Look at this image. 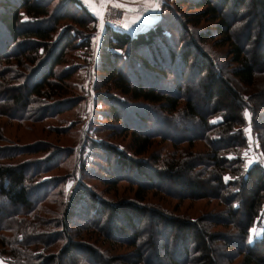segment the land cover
<instances>
[{
	"label": "trees",
	"instance_id": "obj_1",
	"mask_svg": "<svg viewBox=\"0 0 264 264\" xmlns=\"http://www.w3.org/2000/svg\"><path fill=\"white\" fill-rule=\"evenodd\" d=\"M52 1L0 0V112L2 113L5 108L8 116L20 122L46 118L52 114L54 106L48 108L41 106L37 108V113L32 112L30 106L35 98L46 97L50 100L58 96L61 82L73 72L67 69L57 74L56 70L64 63L69 51L85 46V42L84 45L81 42V39H85L82 30L94 22L78 0H58L60 1L58 10L49 19L48 7L49 2ZM190 3L192 7L199 9L194 20L189 18L190 20L184 21V16L183 20L174 16L167 25L157 22L134 35L108 26L101 39L96 71L101 75L104 86H110L124 97L129 96L131 99L153 105L159 112L154 110L155 108L125 106L111 95L100 93L98 98L107 108L103 113L104 118L111 122L113 120L118 129L130 134V150L133 151V156L143 154L150 147L151 141L157 138L169 140L174 144L180 141L189 143L192 140H203L209 147L208 154H204V164L200 166L205 172L196 175L197 177H201V174L207 175V180L200 182L193 175L187 174V170L193 173L197 167L196 162L185 164L186 162H182L180 157H169L167 160L172 162L167 166L162 163L167 171L161 172L153 165L136 161L124 151L104 142L93 144V149L97 152L94 154L98 160L91 162L90 166L95 167L94 175L97 178L103 180L101 176L108 175L110 177L106 181L109 182L108 184L127 182L135 184L140 188L139 191L146 189L161 192L159 184L164 181L172 183L176 176L175 179L177 178L184 185L181 186L182 190H187L189 196L200 200L207 195L206 197H212L226 204L229 217V222H226L238 229L235 239L242 240L235 250L237 256H243L242 264H264V226L258 240L251 243L248 241L250 230L259 219H264V167L261 164H253L244 169L241 158L242 151L247 147L244 129L249 125L258 135L262 147L261 153L264 155V102L259 103L258 110L263 112L259 115L258 110L253 106L254 98L243 96L241 94L243 90L240 89L241 87L256 88L259 78L263 77L264 81V62L259 56L251 57L248 52L251 43L254 42L257 44L256 47L264 52V0H190ZM249 5L253 8L252 12H249ZM243 11L244 13L241 14ZM250 15L253 18L242 27L240 23L247 20L245 16ZM254 17H257L256 21L259 23L257 24L259 31L257 34L254 32L256 36L252 29ZM61 20H69L74 28L65 29L58 39L48 44L58 32V24ZM206 20L214 25L215 30L199 31L191 35L190 27L196 28ZM50 23L51 27L45 26ZM235 30L245 31L240 34L239 40L236 38L237 42L230 39ZM170 32L177 36H173ZM181 34L190 36L182 45ZM213 35L225 38L219 47L231 48L228 52L231 57L229 62L234 67L229 73L221 69L223 67L218 63V59L212 57L207 52V46L204 45L206 41H212ZM24 40L28 43H23ZM19 58H25L31 66H34L28 75L25 74V64L22 60L19 61ZM13 59L17 62L16 68L1 67L2 63L9 64ZM23 68L25 72H20ZM197 78L205 81L202 87L206 95L205 105L201 108H197L192 103L188 94L184 96L183 82L192 83ZM20 79L22 82L17 84L16 81H21ZM9 104H11L10 108H8ZM75 105L74 100L58 103L60 107L66 106L64 109ZM180 109H182L179 112L181 116L186 115L187 121L196 122L202 128L197 136L192 137L193 139L174 140L167 133L156 132L160 126L175 130L176 119L166 120L163 115L166 117L175 115ZM245 112L249 114V118H245ZM216 118L219 121L213 123L212 119ZM208 132L213 136H206ZM23 150L24 148H21L13 153L9 150H0V161H10V158L20 155ZM64 154V152L54 154L52 159L44 163L33 162L35 164L23 165L0 163V206L4 205L10 209L0 218V231L18 233V235L24 233L25 238L22 236L20 239L14 238L12 242L21 248L13 249L14 254L18 258L22 257L26 264H32L35 259H39L41 264H51L57 259L55 256L53 260L46 261L29 250V247L35 245L50 246L57 235L47 232L48 236H31L30 228L33 224L27 213L31 208H36L41 200L38 194L40 193L41 196L44 188L38 186H46L42 183L29 185L34 173L50 167L53 163L59 164V160L65 157ZM176 168L177 171L183 170V173L176 174L177 171H174ZM81 169L83 170V167ZM226 177L230 180L226 181ZM178 180L174 183L179 184ZM202 191L209 192L200 193ZM31 193L36 194L35 200ZM136 199L143 201V195H136ZM76 212L86 218L84 224L98 223L94 228L107 239L121 243L125 241L131 243L128 241L131 240L134 251L130 255L135 258L132 264H160L158 258L153 259L150 254L145 256L136 248L137 242L145 239L138 233L139 228L151 222H154V225L155 223L161 225L163 230L167 227V233L175 232L179 235L177 240L182 252L176 251L174 256L178 263L173 260V264H197L195 254H200L198 259L204 264H226L225 254L216 255L212 245L215 242L221 243V237L215 238L214 235L205 233L204 229L199 230L200 226L196 220L170 218L157 214L150 207L133 202L110 203L102 199L93 187L79 182L57 227L62 229L64 224L66 229V223L71 222ZM18 214L21 218L26 215L27 219L15 218L19 216ZM236 216L241 220L236 221ZM116 223H121L131 235H127L122 230L124 228L116 226ZM38 224L42 227L40 222ZM216 225L221 227L224 224L217 222L213 226ZM101 226L106 230L104 233ZM228 239L226 238V241ZM169 242V236H164L161 251L165 259L168 258ZM232 248L233 246L225 247L229 250ZM64 253L66 254H63V259L68 257L67 254L76 255L78 259L72 264L121 263L116 259L102 257L103 254L100 255L97 249L89 245L72 243L70 240L67 241ZM230 258L226 256V259ZM122 259L120 258V261ZM226 262L232 263V261Z\"/></svg>",
	"mask_w": 264,
	"mask_h": 264
},
{
	"label": "rangeland",
	"instance_id": "obj_2",
	"mask_svg": "<svg viewBox=\"0 0 264 264\" xmlns=\"http://www.w3.org/2000/svg\"><path fill=\"white\" fill-rule=\"evenodd\" d=\"M81 5L88 11L91 18L94 20L93 23L89 24L83 31L82 35L85 39H81V42H85V46L79 47L78 49L71 50L67 53L64 63H62L56 70L59 74L67 69H71L73 74L66 80L61 82V90L58 92V96L53 99L46 97L35 98L34 103L30 106V110L35 113L38 112L41 106H54L52 114L42 117L40 119H34L20 122L8 116L7 110L4 108L3 112H0V150L13 151L24 148V152L20 155L14 156L9 160H2L0 163L11 164V165H23V164H35L44 163L45 161L52 159L54 154L59 152L65 153V157L59 160L58 163H53L50 167H45L38 173H34V178L31 179L29 185H37L42 183L46 186H38L44 191L38 194L41 198L39 204L33 207V201L36 199V194L33 195L32 207L30 212L27 213L33 226L30 228V235L33 237L47 235V232L51 234L56 233V238L52 241L50 246L43 247L42 245H35L29 247L31 253L38 255L39 258L46 259V261L53 260L57 256L56 261L51 264H72L74 260H77L74 253L67 254L68 257L63 259V254L67 246V241L70 240L72 243L86 244L98 250L103 255L102 257H109L110 259H116L120 264H132L135 260L133 255H130L134 251V246L131 243H121L115 240L107 239L102 233L96 230L94 227L98 224H84L85 217L81 213L76 212V215L72 217L71 222H67L66 229L63 224L62 229L58 228L59 221L63 218L65 210L67 209L70 197L73 195L74 189L77 183L86 184L87 186L93 187L94 191L98 193L102 199L110 203L119 202H133L141 206L150 207L154 209L157 214H163L170 218H176L180 220H196L200 226L199 230H203L208 235H214L215 238L221 237V243H213L216 255L225 254L224 262L232 261L230 264H242V255L237 256L235 252L240 240L235 239L238 229L231 226L227 213L226 204L214 200L212 197L204 196V199L197 200L190 195L187 190H182L183 184L178 180L179 184L175 179L174 182H163L159 184L161 192L146 190L139 191L140 188L136 187L135 184L127 182L110 183L106 182L110 177L108 175H102L101 180L97 178L96 169L94 166H90L91 162H97L98 157L94 153H97L93 149V144L106 143L115 146L120 151H124L129 157L132 156L136 161L147 162L148 165H153L161 172L167 171L166 166L172 162L167 158L180 157L182 162L185 164H192L196 162V169L193 173L187 174L193 175L198 181L207 180V175L197 177L196 174L205 172L201 164H204V154H208L209 147L203 141L192 140V137L198 135V131H202L196 122L187 121V116H181L179 112L175 115H165L164 119L168 120L174 118L177 121L175 130H170L165 126H160L156 132L159 134L167 133L174 140L190 139L192 142L186 143L180 141L176 144L173 142L162 139H155L151 141L150 147L141 155L133 156L131 148V136L126 134L117 128V124L108 119H105L103 113L107 108L100 103L98 94H105L115 96L125 106L139 107V108H155V106L147 105V103L141 100L131 99L129 96H122L117 91L111 89V87H105L101 80V75L96 71V66L99 60V49L101 39L104 34L106 27L114 28L118 31L134 35L137 32L144 31L152 27L157 22H162L167 25L168 21H171L174 16L180 17L184 21L187 19L194 20V16L197 15L199 9L191 6L190 0H117L124 7H116V4L105 0V7L103 9L102 20L97 15L95 8L98 7L100 0H78ZM60 1L53 0L49 2V19L58 10ZM191 6V7H189ZM155 10H147L152 9ZM126 9H135L134 12H128ZM249 12L253 9L251 5L248 6ZM203 10V9H201ZM252 12V11H251ZM244 11L241 13L243 14ZM226 16V14H225ZM26 19V17H24ZM246 21H242L240 24L245 26L249 19L253 16H245ZM189 19V20H190ZM257 17H254L253 21V34H257L259 28L257 24ZM239 24V25H240ZM251 24V22H250ZM238 25V26H239ZM45 26H52L45 25ZM214 25L209 23L208 20L201 22L196 28H192L191 35L197 34V32H206L207 30L213 29ZM74 25L69 20H61L58 24V32L54 34V37L48 44H52L65 29H72ZM215 30V29H213ZM81 31V32H82ZM245 32L243 30H235L231 35V40L235 42L236 38L239 40L240 34ZM255 32V33H254ZM173 36H177L175 33L170 32ZM255 34V36H256ZM184 36V37H183ZM254 36V35H253ZM190 36H180L181 45L189 39ZM257 39V37H255ZM225 40L219 36H212V41H206L207 52L212 56L216 57L218 63L229 73L234 65L231 64L229 47H219L220 44ZM26 43L27 41L24 40ZM255 41V40H254ZM28 43V42H27ZM201 46V45H200ZM256 42L251 43V49L248 51L250 56H259L262 62H264V52L260 51L257 47ZM27 48V45L25 46ZM214 57V58H215ZM25 64L26 75L29 74L34 66L28 63V60L20 59ZM17 64L16 60H11L9 64H1V67L12 66L15 67ZM20 72H25L24 68ZM23 78V77H22ZM229 78V74H227ZM16 81V83L22 82ZM60 81V80H59ZM58 83V81H56ZM55 82V83H56ZM263 77L258 79L256 88L248 89L241 87L243 90V96L254 98L253 106L258 110L259 103L264 102V83ZM14 83V84H16ZM54 83V82H53ZM184 84V96L188 94V98L197 107L201 108L204 104L205 93L202 87L205 81L201 78H197L192 83ZM263 88H260V87ZM257 88H260L257 90ZM238 89V90H240ZM245 90V91H244ZM259 95V97H257ZM246 99V98H245ZM71 100L76 101L75 107L64 109L66 106H58L60 102H69ZM16 104V103H15ZM11 104L8 105L10 108ZM213 107V104L211 105ZM210 109V108H209ZM158 111L156 108L154 109ZM208 110V109H207ZM1 111V108H0ZM55 113H54V112ZM159 112V111H158ZM258 114L262 115L263 112L258 110ZM35 116V115H33ZM163 119V122H164ZM219 121V119H212V122ZM162 122V121H161ZM216 123V122H215ZM250 127L246 126L245 129ZM244 129L245 136L247 138V147L241 153L243 161V168H249L253 164H261L264 167V155H262V147L258 140V135L254 133L250 127V133ZM206 136H213L210 132ZM251 136V140L250 137ZM247 153V155H245ZM7 154V153H5ZM174 160V159H173ZM35 162V163H33ZM163 164L166 166L163 168ZM83 167V170L81 169ZM177 171V168L174 170ZM182 174L183 170L177 171L176 174ZM194 179V178H193ZM101 180V181H100ZM195 180V179H194ZM230 180V178L228 179ZM188 180H185V182ZM196 181V180H195ZM184 186V185H183ZM209 191L200 192L208 193ZM136 195H143V201L136 199ZM35 208V210H34ZM10 209L4 205L0 206V218L5 215ZM20 211V210H19ZM20 213V212H19ZM14 216L15 218H21ZM26 218V215L21 219ZM188 218V219H187ZM236 221H240L241 218L236 216ZM27 219V218H26ZM19 220V219H18ZM189 220V221H190ZM220 220V221H217ZM16 221V220H15ZM51 222V223H48ZM227 221V222H226ZM42 224L39 227L38 223ZM47 222V223H46ZM214 222V223H213ZM217 222H222L224 225L213 226ZM38 226H34L37 225ZM86 225V226H85ZM80 228H76V227ZM116 226L122 227L127 235L131 233L121 223H116ZM264 226V219L261 218L257 221L254 227L250 230L248 241L251 243L258 240L262 235V229ZM106 227V226H105ZM58 228V229H57ZM102 232L106 230L101 226ZM167 228V227H166ZM162 228L161 225H154V222L145 223L141 225L138 233L142 234L145 239H141L137 242L136 248L140 249L142 254L145 256H152L153 259L158 258L160 264H173L172 261H178L175 259L174 254L176 251L182 252V249L178 245V236L174 233H167V229ZM88 229V230H87ZM87 230V231H86ZM166 232V233H165ZM23 234V235H21ZM25 238L24 233L12 234V232H1L0 231V264H26L25 260L20 257L18 258L14 254L13 249H21L12 242L14 238ZM48 236V235H47ZM69 236V238L67 237ZM164 236H169L168 245V258L162 257L161 246L164 243ZM251 237V240H250ZM226 238H229L226 241ZM232 249H225V247ZM213 248V250H214ZM64 251V252H63ZM197 254H199L197 252ZM231 254V255H228ZM197 264H202L203 261L198 259L199 255H196ZM226 256H230V259H226ZM120 258H123L120 261ZM49 259V260H48ZM104 259V258H103ZM57 262V263H56ZM32 264H41L39 259H35ZM44 264V263H42ZM81 264V263H80ZM204 264V263H203Z\"/></svg>",
	"mask_w": 264,
	"mask_h": 264
},
{
	"label": "snow or ice",
	"instance_id": "obj_3",
	"mask_svg": "<svg viewBox=\"0 0 264 264\" xmlns=\"http://www.w3.org/2000/svg\"><path fill=\"white\" fill-rule=\"evenodd\" d=\"M104 7H105V0H100V3H99V5H98V7H96L95 8V11H96V13H97V15L101 18V20H102V16H103V9H104ZM116 7H123V6H121V5H116ZM147 10H155L154 8H152V9H146V11ZM126 11H128V12H134V11H136L135 9H126ZM245 118H249V114L247 113V112H245ZM215 122H217V121H214V123ZM250 127L248 128V129H245V131L246 132H249L250 133ZM250 138V140H251V136L249 137ZM245 155H247V153L245 154ZM229 158H231V157H229ZM229 178H225V180L227 181ZM250 240H251V237H250Z\"/></svg>",
	"mask_w": 264,
	"mask_h": 264
},
{
	"label": "water",
	"instance_id": "obj_4",
	"mask_svg": "<svg viewBox=\"0 0 264 264\" xmlns=\"http://www.w3.org/2000/svg\"><path fill=\"white\" fill-rule=\"evenodd\" d=\"M108 1L113 2V3L116 4V5H121V6L124 7V5L121 4L120 2H118L117 0H108ZM155 3H157V0H155Z\"/></svg>",
	"mask_w": 264,
	"mask_h": 264
}]
</instances>
